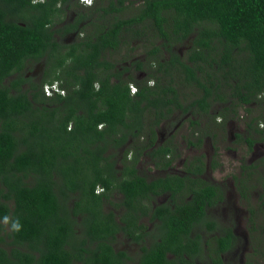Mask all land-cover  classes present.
Returning a JSON list of instances; mask_svg holds the SVG:
<instances>
[{"label": "trees", "instance_id": "obj_1", "mask_svg": "<svg viewBox=\"0 0 264 264\" xmlns=\"http://www.w3.org/2000/svg\"><path fill=\"white\" fill-rule=\"evenodd\" d=\"M126 1L91 7L56 29L78 0H0V264H130L113 247L117 235L142 240L144 202L186 187L179 177L150 181L139 173L143 155L159 169L173 163L167 143L156 146L162 122L179 111L210 114L217 103L245 107L264 97V0H144L137 15L93 38H58L94 14H120ZM127 35L163 42L147 52L149 70L136 63L146 78L125 76L128 67L108 58L125 46L134 51ZM182 43L185 58L176 50ZM41 62L37 83L24 70ZM54 83L65 96H46L44 87ZM187 86L202 92L190 104L180 92ZM211 188L194 192L212 198ZM156 210L160 240L142 249L138 264H196L202 224L216 225L204 216V199L177 213Z\"/></svg>", "mask_w": 264, "mask_h": 264}, {"label": "flooded vegetation", "instance_id": "obj_2", "mask_svg": "<svg viewBox=\"0 0 264 264\" xmlns=\"http://www.w3.org/2000/svg\"><path fill=\"white\" fill-rule=\"evenodd\" d=\"M78 3L79 6L75 11H69L67 13V16L71 12L75 15V17L72 18L67 24H75L80 15H88L89 13H78L77 10L83 7H94L96 0H94L92 6H85L81 3L80 0H78ZM103 14L106 15L105 13ZM116 19L119 18H115L114 21ZM89 21H91V17H88V19L79 22L78 28L74 31L73 37H75L76 34L79 33V27H81V25L84 23H88ZM66 44H70L68 40ZM130 74L131 70L130 72L126 73L125 76H128ZM154 83L155 82L151 81L148 84L149 86H154ZM193 100L187 102V104H190L191 102H193ZM254 103L256 102L254 101L250 105ZM234 107L241 106L235 105ZM230 109H232V107H230ZM199 111L204 116V120L205 122H207V124L203 125L200 121V118L202 116H198L199 113L194 114L192 110L187 113H183L182 111L176 112L169 119L164 120L161 124H169L172 120H175L176 117L179 118L181 114L184 115L186 119L193 116V118L190 119V122L191 126L195 128L197 133L192 135L189 130V140H191L194 144H189L185 147L189 148V151L195 153V155L190 157L189 160L188 157H185V159H182L180 161L178 160L181 157L179 154H177L178 151L176 150L175 145H173L172 141V143L169 142L170 140L165 141L164 134L163 141L159 144L157 143L156 146H161L167 143L168 147L172 150L174 155L172 165L167 170L162 168L159 169L155 166V163H153L152 159L145 155L150 159L151 165L162 173L160 177L172 175L182 178L184 179L183 183L184 185H186V187L180 193H174V191H169L166 193L164 192L160 195L152 196L151 199H148L144 202V207H146L144 209L146 213L142 214L140 212L138 220V226L147 227V229L145 228V232H143L142 240L136 242L133 238L123 233H119L117 235V239L113 244V247L116 251L127 252L128 255H130V257L132 258V260L129 261L130 264H138L140 255L142 254V249L144 247L150 248L156 240H160V228L158 226L161 225L162 221L159 218L155 217L154 213L155 211H157L156 209L158 207L168 206L170 209V213H177L180 206L184 205L185 203L187 204L189 202H192L193 200H197L198 198L204 199V216L208 217L211 221H215L216 225L210 227L207 223L202 224L203 228L200 231L202 235V252L196 255L194 259L196 264H214V257H216L217 259L220 258L221 262H223L224 264H229L230 260L233 264H247L248 262H250V259L248 260L247 258H244V256H242L240 261H236V258L232 257V252L239 247L240 239L242 240V237L239 238L238 236V227L235 224L236 219L232 216L230 224L223 225L222 223L224 222L223 216L230 215L228 212L234 211L238 203H244V201L248 203L250 202L251 196H254L256 194L259 197V206L257 209L249 207V213L251 215V220L253 219L252 217H255V215L260 217L262 225L260 228L261 234H259L261 236L262 243L264 242V117H262L261 115L258 117L253 116L251 120L244 123L242 129H239L237 128L236 119H244L243 116H231L230 118H227L226 116H219L222 121L220 122L212 116H206L210 114H207L206 112H203L201 110ZM231 111H233V109ZM227 119L229 120V128L235 129L237 131L236 133L232 134L229 141L234 145V150L231 149L230 145L224 146V150H226L227 154L234 153V158L239 159L237 163L234 162L236 163V165H230V173L228 172L229 167H226V163L224 161L216 160L213 155L211 156V154L206 155V152H208V145L204 144L209 138H205L206 129L203 130V126H206L210 127L211 129L209 130H213L211 132H213L214 134L216 133V131H223L222 128L225 126V122L227 121ZM205 146H207L206 149ZM240 153H242L243 155H241ZM247 157L248 159L246 160ZM214 172L219 174L223 172L225 176L230 175V180L224 181L222 178L216 180L219 177L214 178ZM154 179L148 180L153 181ZM208 187H212L211 189H213L214 191V195L212 198L206 197L205 194V197L196 196L194 191L204 190ZM115 197L117 199H115ZM115 197H113L114 201L120 203L121 197L120 199H118L117 196ZM226 202H231L232 207L229 206ZM107 211H111L117 215L121 212V210L118 211L116 208L112 207L107 208ZM216 216H218L217 219L214 218ZM121 237L124 238V244L122 245V248H118ZM227 237H231L230 244L227 251L223 252L221 246L222 241ZM253 238L255 239V235ZM169 257L175 258L174 255H169ZM187 258L190 260L189 257Z\"/></svg>", "mask_w": 264, "mask_h": 264}, {"label": "rangeland", "instance_id": "obj_3", "mask_svg": "<svg viewBox=\"0 0 264 264\" xmlns=\"http://www.w3.org/2000/svg\"><path fill=\"white\" fill-rule=\"evenodd\" d=\"M118 0H115L117 2ZM144 0H127L125 2V5L127 8L121 12L120 14H109V15H104L103 13H97L91 16V21L88 23H84L79 27V33L74 36V32L65 35V36H58V38L67 43V40L70 44L81 42L83 40H86V38H93L94 35H98L97 33L104 30L103 27H107L111 23H113L115 18L119 19H128L131 18L139 13V11L143 7ZM109 5V0L100 1L96 0L94 8H100V7H107ZM93 9L89 8H80L77 10L78 13L81 14H91ZM75 15L74 13H70L68 16L62 18L56 25V29H62L64 28L67 23L74 18ZM101 29V30H100ZM128 40L130 41V46L135 48L134 51H129L128 52V47L125 46L121 48L117 52H112L108 55V58L115 62L117 67H128V70H131V76L133 78H146L147 75L145 72H141L137 69V62H142L143 64L146 65L149 63L150 57L147 55V52L152 49L153 43L155 45L161 46L163 44L162 41H159L158 39L154 40L151 39L152 41L146 40L145 38L138 39L134 38L132 35H127ZM176 50L178 51L177 53L185 58L187 55V49L186 45L184 43L179 44L176 46ZM165 56H167V53L165 52ZM131 65V67H130ZM149 70V69H147ZM44 63H32L30 64L25 70L24 74L26 77L29 79H32L34 82H40L43 77H44ZM24 89L27 88L26 85H24ZM188 100L187 102H190L194 98L200 97L201 92L197 90L193 86H187L183 87V91H180ZM256 103L246 106V107H234L232 109L235 110V112L231 111L230 107L228 105H222V104H215L213 105V108L211 109L210 115L206 116H212L213 118H216L218 121H221V118L219 116H226L227 118H230L231 116H243L244 119H236V124L237 128L242 129L244 126V123L248 122L251 120V118L262 116L264 117V97L259 98L258 100L255 101ZM225 108H229L228 111H225L226 113H223V110ZM194 114H198V116H202L200 118V121L202 124H207L204 120V116L200 113L198 109L192 111ZM193 116L188 117L187 119L185 118L184 115H180L179 118L176 117L175 120H172L169 124L164 123L163 125H160L159 129H157L158 132V144L163 141V137L165 136V141L173 142V145H175L176 150L178 151L177 154L180 155L179 161L182 159H185V157H188V160L190 157L195 155L194 152L189 151V148L185 147L186 145H189L188 140H189V133L191 134H196L195 128L191 126L190 119H192ZM224 120V119H223ZM181 121V122H180ZM229 120L225 122V126L222 128L223 131H216L214 134L213 130L210 127L203 126V130H205L206 137L209 138L204 145H208L206 155L211 154L213 155L216 160L224 161L226 163V167H229L228 172L230 173V165H236L237 161H239L238 158H234V153L227 154L226 150H224V146L230 145L231 149L234 150V145L231 144L230 138L232 134L236 133L237 130L229 128L228 126ZM192 127V128H191ZM190 130V132H189ZM164 134V136H163ZM142 142V141H140ZM171 142V143H172ZM207 146H205L206 149ZM214 153V154H213ZM243 155L242 153H240ZM244 157V156H243ZM248 157L246 158V160ZM236 162V163H234ZM117 169L121 170L123 169V165L119 164L117 165ZM139 173L142 176H145L147 179H154L157 177H160L162 175L161 172H159L157 169H155L151 165V161L149 158H147L145 155H143L140 159V163L138 165ZM214 178L223 179L224 181L230 180V175L225 176L223 172L216 173L214 172L213 175ZM117 196L118 199H120V195L114 194L113 197ZM115 199H117L115 197ZM162 200V199H161ZM229 206L232 207L231 202H226ZM230 203V204H229ZM236 204V203H235ZM259 206V197L258 195H252L250 198V202H245L244 203H238L235 207L234 211L228 212L230 215L223 216L224 217V224H230L232 216L236 219V225L238 227V236L239 238L242 237V240L240 239L239 247L232 252V257L236 258V261H240L242 256L244 258H247L248 260L250 259L251 264H264V242L262 243L261 241V236H260V228H261V221L260 217L255 215V217H252L253 219L251 220V215L249 213V207L257 209ZM111 206L107 205L106 208H109ZM113 208V207H112ZM118 209V208H117ZM120 213H118L119 215ZM218 216L214 217L217 219ZM220 219V217H219ZM148 224V222H147ZM254 232V233H253ZM260 233V234H259ZM255 235V239L253 238ZM124 244V238L121 237L120 242H119V247L122 248V245ZM131 247V246H130ZM254 254V255H253ZM247 260V261H248ZM229 264H233L232 261L230 260Z\"/></svg>", "mask_w": 264, "mask_h": 264}, {"label": "built area", "instance_id": "obj_4", "mask_svg": "<svg viewBox=\"0 0 264 264\" xmlns=\"http://www.w3.org/2000/svg\"><path fill=\"white\" fill-rule=\"evenodd\" d=\"M80 1L82 3V0H80ZM93 2H94V0H93ZM82 4H84L85 6H89L85 3H82ZM92 5H93V3L90 6H92ZM131 89H132V94H135L137 92V87L131 86ZM44 92H45L47 97H52L55 94L62 95V96L66 95V91L64 89H62L58 83H54L52 85H49V84L46 85L44 87Z\"/></svg>", "mask_w": 264, "mask_h": 264}, {"label": "clouds", "instance_id": "obj_5", "mask_svg": "<svg viewBox=\"0 0 264 264\" xmlns=\"http://www.w3.org/2000/svg\"><path fill=\"white\" fill-rule=\"evenodd\" d=\"M82 3H85V4L90 6L93 3V0H82ZM5 219H7V218H5ZM14 227H18V225H14Z\"/></svg>", "mask_w": 264, "mask_h": 264}]
</instances>
